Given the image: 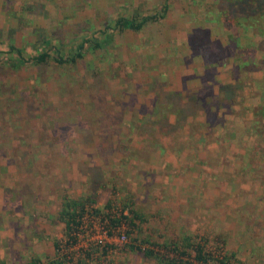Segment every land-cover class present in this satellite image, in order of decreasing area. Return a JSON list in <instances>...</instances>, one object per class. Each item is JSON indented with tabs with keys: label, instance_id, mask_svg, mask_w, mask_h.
Segmentation results:
<instances>
[{
	"label": "rangeland",
	"instance_id": "374dc122",
	"mask_svg": "<svg viewBox=\"0 0 264 264\" xmlns=\"http://www.w3.org/2000/svg\"><path fill=\"white\" fill-rule=\"evenodd\" d=\"M255 1L0 0L1 263L48 264L58 243L64 264H197V246L208 264H264V128L254 126L264 125V0ZM145 17L139 32L116 26ZM83 40L101 47L85 44L75 65H2L9 42L25 58H68ZM89 196L99 212L69 245L62 199Z\"/></svg>",
	"mask_w": 264,
	"mask_h": 264
},
{
	"label": "trees",
	"instance_id": "16d2710c",
	"mask_svg": "<svg viewBox=\"0 0 264 264\" xmlns=\"http://www.w3.org/2000/svg\"><path fill=\"white\" fill-rule=\"evenodd\" d=\"M248 0H246L247 2ZM255 4H253L256 8L259 7L260 8V4L258 3V1L256 0L254 2ZM260 9H255V8H251L250 12L253 13H257ZM164 14H162L161 16L163 17ZM153 17H145L143 18L140 22H137L135 20H129V19H124V18H118L116 21V26L120 31H124V30H129V31H134V32H139L143 26H145V24L152 20ZM45 41H42V43ZM81 45H79L77 47L76 52L66 58L63 57L62 55H60V53L56 50H54L53 53H48L46 51H43L42 49L36 53L34 56L32 57H27L25 58L23 56V49H18L15 48L13 43L9 42L8 43V50L13 53L12 58L9 59H5L2 58V62L4 66H7L9 68H13V69H18L21 67H25L28 65H33V66H38V65H44L47 64L48 62H53L55 65L57 66H63V65H75L77 64L78 60L82 59L84 57V48H85V44H88V47L93 48V49H97L101 47V44L98 43L99 40H83L80 41ZM45 46L48 44H51L50 42H45L44 43ZM222 45V44H221ZM43 46V44H42ZM87 50V49H86ZM85 52V51H84ZM199 56V55H198ZM1 60V59H0ZM205 62V61H204ZM242 66H237L238 69H242L245 67V61L243 60L242 62ZM226 101L229 102V98L227 96H224ZM208 104H210L211 101H206ZM225 103V101H222V104ZM220 104V103H219ZM220 104L219 106L222 107L223 105ZM231 103H229L230 105ZM209 106V105H208ZM159 107V105H158ZM160 109H162L161 107H159ZM207 111L204 112H208V115H210V117L217 119V117L215 116V114L212 112V109L210 107H208L206 109ZM254 113L255 109H254ZM156 115H159V113H156ZM214 115V116H213ZM179 119H182V115H181V111H179ZM160 120L164 121V122H169V118H168V114H162L160 113L159 115ZM178 119V123L179 124L181 121ZM264 128V125L261 124V122L259 120L254 121V126H259ZM179 126V125H178ZM208 128L209 129H213L214 126L210 125V123L208 122ZM252 131H254V129H252ZM234 137L236 138L237 135L234 131ZM218 142L219 141H215ZM220 144V143H219ZM222 146V145H221ZM227 146V145H226ZM239 146V145H237ZM243 148L245 150H248L250 148H248V145H242ZM263 150V149H261ZM92 203H94L93 198L91 196L89 197H81V198H70V197H64L62 199L61 202V206H60V210L58 212V219L64 224L65 226V236L67 239V242H69L68 244H76V241L79 237L80 231L84 226V220L85 217L89 214V212L91 210H94V212H99L97 209H93L92 207ZM133 213V217L134 219L139 218V215H137L136 212H131ZM121 215L123 216V218L126 219V216L123 215V213H121ZM104 221H108V223H111V225H117L119 224V222L117 220H113L110 218V216H107V220L104 219ZM188 243V241H187ZM191 247V246H190ZM54 248L56 249V259H54L53 261H50L48 264H64V257H58V243H55ZM132 249H134L133 247H131ZM144 256L146 257H151L153 256L152 252L150 251H142ZM174 252H176V256L178 257L180 255V258H184V256H186V254L184 253H179L177 252V249H174ZM194 260L197 264H208L209 263V258L206 257V255L203 253V247L201 246H197L196 250H195V256H194ZM163 264H187L186 262L184 263L183 261H181V259L178 260H173V259H163ZM218 264H229V259L227 258H223L219 261H217ZM0 264H3L0 262ZM27 264H41L40 259L38 258H32Z\"/></svg>",
	"mask_w": 264,
	"mask_h": 264
}]
</instances>
